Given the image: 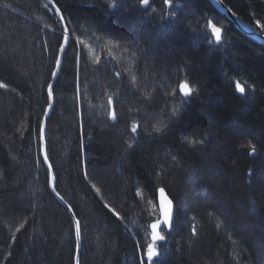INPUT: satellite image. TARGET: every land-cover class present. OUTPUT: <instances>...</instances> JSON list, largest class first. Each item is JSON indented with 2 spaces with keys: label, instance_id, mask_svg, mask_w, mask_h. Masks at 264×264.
<instances>
[{
  "label": "trees",
  "instance_id": "trees-1",
  "mask_svg": "<svg viewBox=\"0 0 264 264\" xmlns=\"http://www.w3.org/2000/svg\"><path fill=\"white\" fill-rule=\"evenodd\" d=\"M224 1L264 33V0ZM55 2L72 41L49 155L83 225L82 264H264V45L208 0ZM62 39L44 0H0V264H74L38 153ZM160 187L176 219L149 262L156 216L138 193Z\"/></svg>",
  "mask_w": 264,
  "mask_h": 264
},
{
  "label": "water",
  "instance_id": "water-1",
  "mask_svg": "<svg viewBox=\"0 0 264 264\" xmlns=\"http://www.w3.org/2000/svg\"><path fill=\"white\" fill-rule=\"evenodd\" d=\"M214 8L223 16H225L234 27L241 32L243 35L248 37L250 40L256 42L257 44L264 45V33L262 31L242 19L237 15L224 0H208ZM46 5L51 8L52 12L55 14L57 20L61 24V29L63 32V39L61 46L59 48L57 60L55 63V68L51 75L50 82L46 89L47 95V106L45 108L39 132V142H40V157L45 169L48 172L49 179V190L55 197V199L67 210L70 218L72 220L74 237H75V255L74 264H82V253H83V225L81 220L78 218L71 204L59 193L57 189V175L55 168L53 166L52 160L49 155V145H48V126L49 121L56 106V95L55 87L60 78L65 55L69 49L70 43L72 41L71 30L67 24L64 14L55 0H44ZM149 2L144 1L142 3L143 7H148ZM223 31L221 29L214 32V37L221 40ZM180 95L183 98H192L194 96L193 89L187 82H183L179 88ZM245 90L243 87L239 88V93L244 94ZM157 203L159 208V219L152 222L149 226L150 230V241L153 244H160L166 241V236L164 232H172L174 228V222L176 219V203L167 192L164 187H160L157 191ZM160 257L159 252H152L147 255L149 261H154Z\"/></svg>",
  "mask_w": 264,
  "mask_h": 264
},
{
  "label": "rangeland",
  "instance_id": "rangeland-1",
  "mask_svg": "<svg viewBox=\"0 0 264 264\" xmlns=\"http://www.w3.org/2000/svg\"><path fill=\"white\" fill-rule=\"evenodd\" d=\"M46 4V3H45ZM48 10L49 11H51L52 12V10H51V8H49L48 7ZM52 14H54L53 12H52ZM55 15V14H54ZM60 24V23H59ZM60 26H61V24H60ZM217 28V27H216ZM216 28H211L212 30V36H213V38H215L214 37V32L215 31H217V30H219L220 28L218 27L217 29ZM223 31V30H222ZM263 33V32H262ZM62 34H63V32H62ZM222 39V38H221ZM215 40H217V41H220V40H218V39H216L215 38ZM122 48L123 47H125L124 45H122L121 46ZM121 47H119V48H121ZM193 92H194V90H193ZM122 133V132H121ZM186 141H187V139H186ZM40 143V142H39ZM38 153H39V158H40V160H41V157H40V145H39V147H38ZM41 163H42V160H41ZM43 164V163H42ZM44 166V165H43ZM47 174H48V172H47ZM186 175H188V173L186 172ZM189 177H187V179H188ZM122 179H124V177L122 178ZM58 181V180H57ZM189 181V180H188ZM191 182H194V181H191ZM187 184H188V182H186ZM48 188H49V179H48ZM166 189V188H165ZM168 192V191H167ZM192 192H194V190H192ZM138 194H141V198H140V202L142 203V205H144V209H146L145 211H148L149 212V214H151V215H154L155 214V216H156V220H158L159 219V208H158V203H157V199H154L152 196H151V193L150 192H147V191H140ZM148 194H150V195H148ZM184 196H185V198L187 197V195H185L184 194ZM120 198H121V195L119 196ZM118 197V198H119ZM122 199H123V197H122ZM72 206V205H71ZM181 208L184 210L183 211V214H185V215H187L188 216V214H189V212H190V208H189V205H187V202H181ZM73 207V206H72ZM74 209V208H73ZM74 211H75V209H74ZM182 211V210H181ZM68 213V212H67ZM76 213V212H75ZM116 214V213H115ZM69 215V214H68ZM69 217H70V215H69ZM155 220V221H156ZM189 221H192L193 222V219H192V217H189V219H188ZM175 223V222H174ZM89 224V223H88ZM219 228H221V227H219ZM222 229H220V231H221ZM224 233V235H226V232H223ZM166 236V235H165ZM227 236V235H226ZM75 238V237H74ZM228 239H230V237L228 236ZM163 243H165V242H163ZM161 244L162 243H160V244H151V246H150V248H149V252H148V254L149 253H152V252H158V251H161V253L163 252V251H165L167 248H166V246L165 247H160L161 246ZM160 245V246H159ZM83 246H84V244H83ZM159 248V249H158ZM87 254H88V252H87ZM147 258V257H146ZM87 260H89V256H88V258H87ZM148 260V259H147ZM156 260V259H155ZM149 262H153V261H149Z\"/></svg>",
  "mask_w": 264,
  "mask_h": 264
},
{
  "label": "bare ground",
  "instance_id": "bare-ground-1",
  "mask_svg": "<svg viewBox=\"0 0 264 264\" xmlns=\"http://www.w3.org/2000/svg\"><path fill=\"white\" fill-rule=\"evenodd\" d=\"M234 26V25H233ZM158 205V204H157ZM152 243V242H151Z\"/></svg>",
  "mask_w": 264,
  "mask_h": 264
},
{
  "label": "flooded vegetation",
  "instance_id": "flooded-vegetation-1",
  "mask_svg": "<svg viewBox=\"0 0 264 264\" xmlns=\"http://www.w3.org/2000/svg\"><path fill=\"white\" fill-rule=\"evenodd\" d=\"M223 36V35H222Z\"/></svg>",
  "mask_w": 264,
  "mask_h": 264
}]
</instances>
